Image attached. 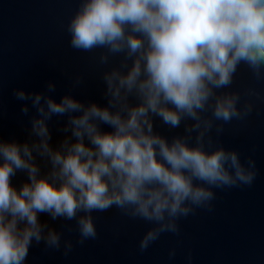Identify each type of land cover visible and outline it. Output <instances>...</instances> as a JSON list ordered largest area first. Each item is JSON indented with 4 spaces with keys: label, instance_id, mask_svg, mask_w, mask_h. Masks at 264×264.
Segmentation results:
<instances>
[{
    "label": "clouds",
    "instance_id": "9594fccd",
    "mask_svg": "<svg viewBox=\"0 0 264 264\" xmlns=\"http://www.w3.org/2000/svg\"><path fill=\"white\" fill-rule=\"evenodd\" d=\"M78 3L67 24L71 48L103 50L100 66L117 56L120 63L103 72L105 104L71 93L57 100L51 80L43 91L15 90L21 112L29 115L30 101L35 114L23 143L0 132V264H25L34 243L72 252L73 240L41 214L75 221L83 245L98 238L94 214L112 208L148 225L139 240L146 252L164 234L179 236L197 210L211 212L217 190L250 187L258 175L253 157L213 145L260 98L256 87L233 84L242 65L254 83L264 82V0ZM82 83L78 76L72 87ZM53 117H67L57 146ZM157 118L170 130L183 125V134H161ZM37 157L50 165L46 173ZM18 172L27 176L19 188Z\"/></svg>",
    "mask_w": 264,
    "mask_h": 264
},
{
    "label": "water",
    "instance_id": "95a60500",
    "mask_svg": "<svg viewBox=\"0 0 264 264\" xmlns=\"http://www.w3.org/2000/svg\"><path fill=\"white\" fill-rule=\"evenodd\" d=\"M78 7V0H0V132L5 140L23 143L29 139L30 118L35 109H31L29 101V115L21 112L25 102L14 95L19 88L43 91L51 80L57 83L53 94L57 100L71 93L86 102H107L102 75L118 66L121 58L113 57L105 67L97 60L103 50L85 53L71 48L67 24ZM78 76L83 77V83L74 88L72 84ZM250 86L260 93L255 110L245 121L225 125L224 134L213 148L223 144L239 150L242 160L253 157L258 175L252 186L217 190L211 212L197 210L181 221L179 236L164 234L143 253L139 240L148 225L128 219L116 208L94 214L98 238L83 245L76 242L75 221H52L47 214H41L42 223L73 240V250L65 256L63 249L49 250L43 243H34L25 264H264V82L254 83L242 65L233 89L242 91ZM66 120L67 117H53L50 122L53 146L64 139L60 129ZM104 130L110 131L107 126ZM156 130L171 138L183 134V125L170 130L157 118ZM37 162L42 173L49 170L50 165L44 160L37 157ZM26 181L23 172L12 178L17 188ZM172 249L176 250L174 257L169 256Z\"/></svg>",
    "mask_w": 264,
    "mask_h": 264
}]
</instances>
